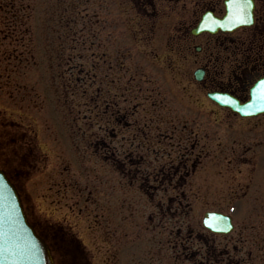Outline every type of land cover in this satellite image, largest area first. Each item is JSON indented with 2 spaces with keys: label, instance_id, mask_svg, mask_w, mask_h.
I'll list each match as a JSON object with an SVG mask.
<instances>
[{
  "label": "flooded vegetation",
  "instance_id": "1",
  "mask_svg": "<svg viewBox=\"0 0 264 264\" xmlns=\"http://www.w3.org/2000/svg\"><path fill=\"white\" fill-rule=\"evenodd\" d=\"M128 1L137 12L139 18L136 21L141 33L152 31L156 26L153 22L157 20V12H164L163 9L171 6L166 12L172 20L170 26L181 41L188 42L185 51L190 53L193 50L191 53L196 57L193 76L188 74V78L197 90L188 93L189 88L182 85V92L175 91L176 77L172 74L176 70V61L163 63L154 53L153 59L140 65L142 73L136 79L127 80L135 86L125 80L122 90L112 93L115 86L110 82L107 70L101 72V58L92 52L90 78L95 82L101 75V84L106 91H99L91 98L94 103L89 143L94 148L93 156L118 171V182L123 187L120 194L123 224L128 226L131 222V197L136 204L143 202V206L151 209L148 215L151 226L163 223L170 228H189L191 220L188 215L196 210L192 197L218 195L224 204L216 206L206 202L202 207L209 209L205 211L236 213L246 210L251 215L247 221L250 232L247 237L242 232L234 237V221L232 252H216L215 248L212 252L206 244L202 264H264V113L244 118L208 97L213 93L226 94L241 106L251 99L252 91L264 81V0H251L246 6L250 22L240 27L226 21L228 0H122L121 22L125 28L119 41L125 47V41L138 32L135 26L132 29L127 27ZM157 2L160 8L156 10ZM206 15L223 26L214 32L197 33V26ZM55 33L56 60L62 61L64 34L61 17ZM95 38L91 33V46ZM198 38H203V42L194 44ZM149 42H145L148 43L147 49H143L145 57L147 51L150 56L154 52L148 49ZM143 43L140 41L145 48ZM74 47L78 48V45ZM123 50L120 58L129 52V49ZM189 57L190 54H185L184 58L182 55L180 62H190ZM179 68H183V64ZM196 71L201 75L199 81L196 80ZM129 89L131 95H128ZM105 96H112L115 102H107L104 107ZM135 115L139 118L128 123L127 118ZM127 126L136 130V139L128 141L124 130L119 133ZM162 128L164 131H160ZM154 130L157 134L152 133ZM9 135L11 143L8 144L15 145L9 153L13 152L23 160H28L24 157L28 156L34 162L31 149L30 154L25 155L26 133H16L15 129L11 133H0V149L6 143L1 139L4 136L9 138ZM118 145L122 147L119 151L115 150ZM1 159L5 160L4 151L0 152ZM34 163L32 168L36 167L37 161ZM107 197L106 205H111L110 192ZM101 209L104 210L105 206ZM32 218L44 237L52 240L55 255L65 264L67 259L64 258L70 254L67 244L74 242L73 235L68 232L60 235L45 225H39L34 216ZM204 234L212 244L216 239L232 236H218L207 231ZM178 237L185 238V235L181 233ZM76 247L83 256L78 241ZM172 249L175 250V238Z\"/></svg>",
  "mask_w": 264,
  "mask_h": 264
},
{
  "label": "rangeland",
  "instance_id": "2",
  "mask_svg": "<svg viewBox=\"0 0 264 264\" xmlns=\"http://www.w3.org/2000/svg\"><path fill=\"white\" fill-rule=\"evenodd\" d=\"M28 2L33 8L31 10L28 7L29 12H32L30 16L32 28L30 47H32L33 54L36 50L34 60L37 59L39 65L34 67V61H32L23 70H16L14 73L18 78L11 82V75H13L11 74V64H8V71H4L3 66L6 59L2 60L0 49V115H3L2 118L5 120L9 121L12 118L21 125L23 124L22 128L30 131L29 138H34L35 134L33 140H36L41 147L39 149L41 153L39 152L38 156L41 161L39 167L36 170H29L34 173L29 172L21 184L22 190L29 193L32 199L38 220L42 223L45 222L51 228L68 229V226L71 225L72 230L74 229L86 244L89 256L91 255L93 258L91 259L93 264H136L137 262L139 264H202L205 256L204 245L206 244L211 247L209 250L212 252L215 249L216 252H232L233 234L224 240L216 239L212 244L210 238L205 236L201 223L205 210L209 209L207 206L202 207L206 202L216 206L224 204L218 195L206 196L201 193L202 195L192 197L196 210L188 215L191 220L189 228L179 226L170 228L163 223L151 226L152 223L148 221L151 209L143 206V202L136 204L131 197L129 219L132 223L128 227L127 224L124 225L123 210L118 206L121 202H115L120 197L123 187L116 178L111 179V172L105 169L107 167L102 164V161L93 157L94 148L89 147L88 135H90L93 117L91 109L94 103L91 98L100 89L102 92L106 91V87L101 84V75L95 82L88 76L91 74V51L96 53L95 56L100 57L102 62L105 61L104 63L97 61V63L102 66L101 72L104 69L107 70L108 78L115 86L112 93L121 91L125 80L128 82L127 80L136 79L142 73L140 65L144 64V61L152 59L154 53L156 54L154 56H157L158 60H162L163 63L176 61V70L172 74L173 77L174 75L176 77L177 88L175 91L182 92V85L189 88L188 93L189 90L192 93L197 90L188 78V74L193 76L196 57L194 53H191L194 52L193 50L190 53L185 51L188 42L181 41L179 34L174 32L170 26L172 20L166 12L171 6L162 10L165 13L157 12V20L153 22L156 26L152 31L141 33L136 21L137 12L128 1L126 6L127 27L132 29L135 26L134 29H137L138 32H135V35L133 33L132 39L128 37L129 40L125 41L127 43L125 47L122 45L123 42L119 41L123 37L125 28L121 22V10L117 9L118 6H122V0H27V5H29ZM72 7H76L84 18L79 21L73 31L69 32L65 20L73 19V15H69ZM155 7L156 10L160 8L158 2ZM61 11L62 14H60ZM173 14L176 15V13ZM56 15H62L64 19L62 28L65 63L62 67L53 65L50 70L49 66H51L52 60L45 61L43 55L51 54V52L43 39L50 37L48 28H53L54 32L58 22ZM163 24L165 25L161 26ZM73 33H76V36ZM91 33H94L96 37L92 46ZM0 36L1 47L4 37ZM55 36L56 34L52 33L53 47H56ZM9 41L10 39L6 40V42ZM140 41L144 42V47L148 44L145 42L150 41L148 49L154 51L151 56L145 57L142 54L143 49H147V47L142 48ZM201 42H203V38H198L194 44ZM75 44L78 45V49L73 47ZM135 45L141 46V48L138 49ZM13 46L11 43V47L8 49H12ZM123 49H129V52H127V56L120 58V51L124 53ZM74 54L77 58L72 63H75L76 66H66V60ZM185 54H190L188 59L190 62L181 63L180 60L184 58ZM89 61L90 63H88ZM182 64L183 68H179ZM80 66L81 75L78 78L80 80L77 81L74 75H78L76 72ZM61 72L62 78H60ZM128 84L135 86L130 82ZM131 94L132 91L129 89L128 95ZM101 101L99 100V102ZM102 102L103 105L107 102L113 103L115 98L105 96ZM136 118L139 117L135 115L127 118V122H133ZM210 122L208 121V123ZM113 126L117 125L113 124ZM123 130L126 140L136 139L137 132L131 126L125 127L119 133H123ZM160 131H164V129L162 128ZM152 133L157 134V131L154 130ZM120 139L121 137H118V140ZM120 149H122L120 145L115 148L118 151ZM96 170L101 171L99 176L95 175ZM96 177L102 179L99 192H110L114 199L112 202L117 203V209H113L110 213L108 209L107 212L100 210L97 203L93 205L92 199L95 200V198L92 194L87 196L85 207L81 203L78 204L81 196L80 189H86V192L93 189ZM99 200L101 204H104L102 199ZM244 203H247V200ZM107 213V219L101 221L104 219L103 214L107 215ZM232 214L235 217L236 225L234 237L238 232H242L247 237L250 232L247 221L251 215L246 210H238L236 213L232 211ZM95 218L99 220L98 223ZM126 227L129 230L128 239L130 241L122 238L121 247L119 237L122 236V231L125 233ZM181 233L185 235V238L178 237ZM135 235L136 240H133ZM107 238L110 252L108 251L109 254L105 257L104 254L108 250L105 243ZM174 238L175 250L172 249ZM131 242L133 243L131 244ZM211 245L214 247L212 248Z\"/></svg>",
  "mask_w": 264,
  "mask_h": 264
},
{
  "label": "water",
  "instance_id": "3",
  "mask_svg": "<svg viewBox=\"0 0 264 264\" xmlns=\"http://www.w3.org/2000/svg\"><path fill=\"white\" fill-rule=\"evenodd\" d=\"M259 97H264V91L253 94L249 104L253 108L250 110L253 115L260 112L257 109H264V99ZM204 224L218 233H228L232 229L229 218L217 213H207ZM0 264H53L49 249L29 226L19 196L2 171H0Z\"/></svg>",
  "mask_w": 264,
  "mask_h": 264
},
{
  "label": "snow or ice",
  "instance_id": "4",
  "mask_svg": "<svg viewBox=\"0 0 264 264\" xmlns=\"http://www.w3.org/2000/svg\"><path fill=\"white\" fill-rule=\"evenodd\" d=\"M251 3V0H228V8H229V15L227 19L230 23L235 24H246L249 23L250 20L248 16L250 13L247 10V5ZM212 24H220L219 21L213 20L211 23L205 22L204 27L209 28L212 31H215V28L212 27ZM223 26V25H221ZM264 88V81L261 82L260 86ZM256 90H254V95ZM260 99H264V97H259Z\"/></svg>",
  "mask_w": 264,
  "mask_h": 264
}]
</instances>
